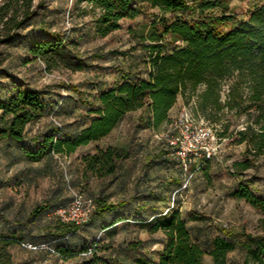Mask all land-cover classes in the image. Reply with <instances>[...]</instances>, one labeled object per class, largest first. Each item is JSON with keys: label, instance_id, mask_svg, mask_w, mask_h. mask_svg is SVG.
<instances>
[{"label": "rangeland", "instance_id": "374dc122", "mask_svg": "<svg viewBox=\"0 0 264 264\" xmlns=\"http://www.w3.org/2000/svg\"><path fill=\"white\" fill-rule=\"evenodd\" d=\"M215 13L247 19L255 0H222ZM138 16L121 21L119 30L108 36L98 34V11L82 0H0V97L13 86L41 91L46 110L27 126L31 139L60 125L64 135L81 131L94 117L90 112L98 103L97 90L105 89L130 72L145 78L149 54L148 34L151 23L160 15L148 0H135ZM176 17L167 15L168 19ZM20 23L15 28V24ZM13 34V38H8ZM51 34L64 39L59 55L46 62L29 52L34 42L52 41ZM83 60L73 70V57ZM184 106L179 98L169 112V122L158 129L138 128L141 110L127 114L104 139L80 147L75 153L51 155L40 162L28 161L20 145L0 139V236L8 239V251L17 264H78L94 251L109 264H134L137 257L157 260L165 235L150 233L141 222L155 215L176 211L186 222L191 238L206 254L203 264H213L208 255L212 239L224 229L235 242L226 264H254L248 259L243 234L264 235L262 213L242 199L232 196L240 182L264 198V154L254 156L252 168L236 174L235 161L246 158L245 144H233L226 138L219 152L207 161L190 162L183 169L179 161L166 155L159 138L170 128ZM218 122L217 130L228 116ZM248 119L233 118L230 132L243 129ZM115 146L127 149L129 157L120 163L116 174L97 178L85 174L81 158L96 148ZM80 193L96 203L123 202L116 210L93 215L88 224L67 238L55 215L66 206L72 194ZM47 203L50 209L33 218L32 210ZM191 216L200 217L192 220ZM117 223L106 228L108 225ZM27 244L31 247L26 246ZM36 247V248H34ZM72 254L63 259L62 251ZM66 255V254H65Z\"/></svg>", "mask_w": 264, "mask_h": 264}, {"label": "trees", "instance_id": "16d2710c", "mask_svg": "<svg viewBox=\"0 0 264 264\" xmlns=\"http://www.w3.org/2000/svg\"><path fill=\"white\" fill-rule=\"evenodd\" d=\"M82 1L98 11L94 22L102 37L119 30L122 20H133L139 14L135 0ZM148 1L159 9L160 15L151 23L146 38L149 61L145 78L123 72L110 86L97 90L93 98L98 105L90 111L94 117L78 133L64 135L58 124L31 139L25 137L27 126L42 116L46 101L39 90L13 86L7 90V96L0 97V139L19 144L23 156L30 162H40L55 154L69 156L80 147L107 137L127 114L138 110H141L138 128L158 129L169 122V112L182 98L187 105L192 102L194 113L214 126L228 116L218 134L233 138V144H245L246 152V158L235 161L232 168L236 174L252 168L248 154H264V0H255L247 19L240 21L225 12L215 13L222 8V0ZM168 14L176 17L168 19ZM19 25L16 23L15 28ZM51 37L53 42H34L29 52L46 62L55 58L65 44L57 34ZM73 59L72 69L80 70L83 60L77 56ZM241 116L248 119L247 124L230 132L231 120ZM165 153H168L166 149ZM128 157L127 149L109 145L84 155L81 162L86 175L103 178L116 174L120 163ZM232 196L258 209L264 226V198L255 195L244 182L238 184ZM122 205L123 202L109 204L98 200L92 216L96 210L106 213ZM49 209L47 203H42L31 215L38 218ZM191 219L200 220V217L191 216ZM136 222H141L150 233L161 231L165 242L157 260L137 257L134 264H203L206 251L192 240L186 222L176 211ZM85 225L62 224L61 237L67 238ZM220 233L209 247L213 264H226L227 255L236 247L230 233L224 229ZM242 236L248 259L254 264H264V235ZM9 245L8 239L0 236V264H17L12 261ZM62 252L63 259L72 254ZM78 264L109 263L92 251L88 260Z\"/></svg>", "mask_w": 264, "mask_h": 264}, {"label": "built area", "instance_id": "2783aa9c", "mask_svg": "<svg viewBox=\"0 0 264 264\" xmlns=\"http://www.w3.org/2000/svg\"><path fill=\"white\" fill-rule=\"evenodd\" d=\"M159 140L165 143L167 155L177 159L186 170L190 162H195L199 168L201 163L198 165L196 161H207L218 154L220 144L226 138L220 137L217 128L196 115L192 107L184 106ZM94 210L92 198L74 192L66 206L55 210V215L62 224L81 227L90 220Z\"/></svg>", "mask_w": 264, "mask_h": 264}]
</instances>
